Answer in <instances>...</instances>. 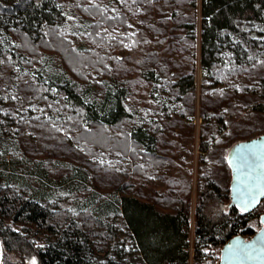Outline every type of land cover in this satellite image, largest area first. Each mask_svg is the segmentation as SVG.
I'll return each instance as SVG.
<instances>
[{"label":"trees","instance_id":"16d2710c","mask_svg":"<svg viewBox=\"0 0 264 264\" xmlns=\"http://www.w3.org/2000/svg\"><path fill=\"white\" fill-rule=\"evenodd\" d=\"M13 3L0 1L6 251L28 249L38 264H125L114 246L125 223L147 264H189L195 214L193 264H214L209 248L256 232L264 199L250 212L230 206L227 155L264 133V0ZM74 12L87 29L58 20ZM45 55L61 74L47 76ZM198 55L210 80L199 89ZM9 161L27 183L13 185Z\"/></svg>","mask_w":264,"mask_h":264},{"label":"water","instance_id":"95a60500","mask_svg":"<svg viewBox=\"0 0 264 264\" xmlns=\"http://www.w3.org/2000/svg\"><path fill=\"white\" fill-rule=\"evenodd\" d=\"M227 160L232 173L229 204L250 212L264 199V133L232 145ZM260 220L252 236L237 234L223 244L219 264H264V213ZM2 256L0 239V264Z\"/></svg>","mask_w":264,"mask_h":264},{"label":"rangeland","instance_id":"374dc122","mask_svg":"<svg viewBox=\"0 0 264 264\" xmlns=\"http://www.w3.org/2000/svg\"><path fill=\"white\" fill-rule=\"evenodd\" d=\"M4 5H11L13 2H15V0H0ZM17 1V0H16ZM14 4V3H13ZM200 19V18H199ZM58 20L60 22H67L70 27L74 30H83V29H87L88 28V21L84 20L80 15L74 13H68V14H62L59 16ZM200 23V21H199ZM240 25L242 27H245L246 29L253 31V35L257 34L258 31L261 30V27H259V25L257 23H254L253 21H249V20H242L240 22ZM200 39V38H199ZM78 42L80 40H77ZM138 54V53H136ZM44 66L43 68L45 69V72H47V76L49 74H57V73H62L63 71V67L60 64L59 60L52 55H45L44 57ZM61 71V72H60ZM205 74L204 71L200 65V56H197V86L198 89L205 84H209L210 80L205 79L204 78ZM147 91H149V88H147ZM145 97V100H149L148 96L145 94H141ZM140 98V95L137 97V99ZM137 99L135 100V102H137ZM150 103V102H149ZM200 119L199 117H197V122H199ZM190 140L183 142V145L188 144ZM198 138L195 141V146H194V158H192L191 160H189V162L186 161V168L190 170L191 166H193L194 168L196 167V162L199 158V150L197 147V143H198ZM186 146V145H185ZM124 163H126V160L124 161ZM21 167V166H20ZM18 165L12 163V162H8L7 166H5V173H9L10 175L7 176L10 177L12 176V180L11 182L15 184H19L21 185V183H27L26 180V175L25 172H22V168H20ZM20 170V171H19ZM221 173V172H220ZM219 173V177H221ZM5 176L4 174L1 175L0 173V181L2 180L1 177ZM194 178L196 179L197 173L196 171H194L193 173ZM221 179L224 181L226 180V177H221ZM132 180L136 183V184H141L144 188L147 189H157L162 191V189H166L167 187L164 186V184H162L160 181L159 182H150L138 177H133L132 176ZM230 181H231V177H230ZM17 186V185H15ZM48 193L50 194L51 192L48 191ZM50 198V197H49ZM48 202H50V199L48 200ZM47 205L53 206V204L47 203ZM196 206V202H195V197L193 199V209ZM195 220V214H193V218H192V227H191V231H190V240H191V247H190V252H191V259H190V263L189 264H193V256H194V237H195V231H194V221ZM261 220L260 217L253 219L252 222L250 223V226L253 227L256 231L261 227ZM121 233L119 238H117L116 242H115V248L117 247H124V256H123V261L125 264H147L145 262V260L142 258V254L138 248V246L136 245V243L134 242V240L132 239V237L130 236V232H128V228L126 227L125 223H121ZM246 236V235H245ZM252 236V235H250ZM249 235H247L246 237H250ZM39 244H44V241H40L38 242ZM25 246H29L30 247V243H25ZM221 248H209L211 251V255L213 257H215L214 259V264H219L220 261V252H221ZM23 252V254H21V257H19L18 255H16V252H11V251H6L5 250V244H4V252H3V260H2V264H38V260L35 256H33L32 254H30V251L21 249ZM23 257V258H22ZM117 257V256H116ZM217 257V258H216Z\"/></svg>","mask_w":264,"mask_h":264},{"label":"flooded vegetation","instance_id":"af4514ba","mask_svg":"<svg viewBox=\"0 0 264 264\" xmlns=\"http://www.w3.org/2000/svg\"><path fill=\"white\" fill-rule=\"evenodd\" d=\"M0 239L2 241V249H3V252H4V240L3 238L1 237V234H0ZM2 260H3V256H2ZM2 260H1V264H2Z\"/></svg>","mask_w":264,"mask_h":264}]
</instances>
